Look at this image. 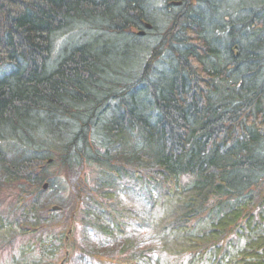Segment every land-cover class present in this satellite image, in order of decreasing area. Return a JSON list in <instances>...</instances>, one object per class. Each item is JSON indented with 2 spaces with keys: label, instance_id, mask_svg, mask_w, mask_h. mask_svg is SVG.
Masks as SVG:
<instances>
[{
  "label": "trees",
  "instance_id": "trees-1",
  "mask_svg": "<svg viewBox=\"0 0 264 264\" xmlns=\"http://www.w3.org/2000/svg\"><path fill=\"white\" fill-rule=\"evenodd\" d=\"M166 254L264 264V0H0V264Z\"/></svg>",
  "mask_w": 264,
  "mask_h": 264
},
{
  "label": "rangeland",
  "instance_id": "rangeland-1",
  "mask_svg": "<svg viewBox=\"0 0 264 264\" xmlns=\"http://www.w3.org/2000/svg\"><path fill=\"white\" fill-rule=\"evenodd\" d=\"M91 171L92 170L88 169V171H87L88 176L91 174ZM69 235H71V234H69ZM68 241L72 242V239L69 238V240H67V242ZM71 254H72V252H71ZM160 258H161V264H176V262L178 261L176 258H174L168 254L163 255Z\"/></svg>",
  "mask_w": 264,
  "mask_h": 264
},
{
  "label": "water",
  "instance_id": "water-1",
  "mask_svg": "<svg viewBox=\"0 0 264 264\" xmlns=\"http://www.w3.org/2000/svg\"><path fill=\"white\" fill-rule=\"evenodd\" d=\"M146 27L148 29H152V26L150 24H146ZM45 189H47V185L45 186ZM54 210H60V208L59 207H54Z\"/></svg>",
  "mask_w": 264,
  "mask_h": 264
}]
</instances>
